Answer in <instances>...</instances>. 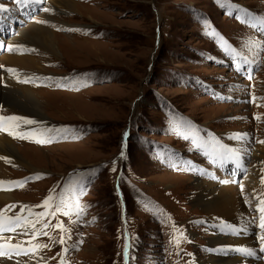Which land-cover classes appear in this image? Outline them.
Listing matches in <instances>:
<instances>
[{"label":"rangeland","instance_id":"374dc122","mask_svg":"<svg viewBox=\"0 0 264 264\" xmlns=\"http://www.w3.org/2000/svg\"><path fill=\"white\" fill-rule=\"evenodd\" d=\"M60 1L18 4L0 0L6 9L0 11L1 51L6 40L20 37L19 27L32 23L45 21L42 24L57 34L61 58L55 62L34 46L35 51L21 53H36L48 62L44 66L49 73L40 75L34 88L47 103L48 124L44 126H71L81 132L79 139L45 144L10 138L24 158L41 170L10 163L5 180L32 179L9 191L16 202L40 205L51 191L59 194L73 172L99 167L81 197L89 205L85 214L78 220L62 213L43 218L48 234L36 236L33 244L47 245L38 250L45 264L62 260L66 264H124L128 228L132 233L128 264L208 261L214 255L208 242L220 231L192 204L200 191L196 180H229L236 165L218 159L219 164L214 163V157L207 154L204 158V151L192 149L190 140L170 131L169 121L175 117L191 122L204 140L230 143L235 130L250 133L253 144L264 139V51L246 49L248 60L259 63L256 80L248 87L246 65L240 76L216 43L204 35L197 19H206L233 46L264 42L256 33L258 24L253 28L235 18L259 21L264 17V0H233L230 8H221L216 0H74L70 9ZM45 7L50 11H44ZM65 77L91 82L78 89L58 86L68 84ZM165 151L174 156L176 167L165 162L167 157L156 158ZM245 159L252 164L251 154ZM113 161L115 172L111 171ZM244 174L234 175L235 182L240 183ZM142 201H151L171 220L165 222L146 211ZM200 220L207 223L200 224ZM58 222L69 231L54 227ZM173 223L183 233L179 245L170 242ZM22 237L31 239L32 233ZM61 238L65 243L59 242Z\"/></svg>","mask_w":264,"mask_h":264},{"label":"bare ground","instance_id":"6f19581e","mask_svg":"<svg viewBox=\"0 0 264 264\" xmlns=\"http://www.w3.org/2000/svg\"><path fill=\"white\" fill-rule=\"evenodd\" d=\"M59 4L67 9L75 5L74 0H62ZM18 32L21 33L20 37L15 36L6 40L7 42L4 45L6 51L0 50V66H2L0 67V85H3V88L0 86V106H2L0 115H18L38 121L36 125H22L21 131L26 132L29 129L41 128L46 123L48 124L46 120L48 118L46 114H44V108L47 103L43 102V99L37 95V91L34 89L37 87V84H39L38 77L44 73H49L44 66V64L48 62L45 61L44 58L36 57V53H34V55H24L25 53L22 54L21 51L18 50L9 51L8 46L28 44V47H37L39 51L52 57L53 62H55V58H61V51L59 49L60 40H58L57 34L45 24L32 23L26 28L20 29L19 27ZM34 47H32V49L36 50ZM7 69H14L16 72L13 74L8 72ZM21 69L34 71V74L30 73L29 75H25L22 73ZM31 74L32 76H30ZM16 76H18L19 79H17ZM29 77L33 78L32 83L21 82L23 79ZM8 79L10 81H8ZM8 83H10L11 86L5 87L8 86ZM238 134H246V136L244 139L238 140L235 138ZM249 134L248 132L245 133V131L235 130L234 133L231 134L230 143L222 142V144L240 153V160L238 162L232 160L222 162L225 165H232L234 163L236 165V169L230 172L232 175H230L231 178L229 180H202L203 178L196 180V185L200 188V191L196 194V198L192 200V204L199 207L200 210L208 216L207 219L210 222L215 223L217 219H221L233 225H239L242 215L249 218L258 217L259 215L257 211V215L252 212L256 204H258L257 197L264 198V196H262L261 184V177L263 176L261 169L263 165L262 160L264 158V143L259 142L264 141V139L259 138L257 144H253ZM10 138H13V136L0 132V157L6 158L0 159V181H7L5 177L6 175L9 176L7 168L10 163L18 164V166L25 165V167L31 171L41 170L27 161V158H24L18 146L10 141ZM250 144L252 146H250ZM248 154H251V157H253L252 164H249L245 159V156ZM241 172L245 173L244 178L240 183L235 182L233 178L234 175L240 174ZM241 185L244 186L243 193L241 192ZM10 187L11 185L3 186L4 189H9ZM245 198L251 200L252 204H247L246 206L244 202ZM13 204L17 207L10 211L8 213L9 215H14L16 212H19L20 206L23 204L22 202H16L15 197L9 190L0 189V209H4L5 206ZM24 215H27V213L25 212ZM258 224L259 220L257 219L256 223L249 228L247 233L240 235L229 234L219 230L220 234L217 233V235L208 242L209 249L211 252H214V255H210L208 261L196 259L195 264H264V252L260 251L262 247L261 236L264 235V232L259 229ZM5 235L9 236L8 233ZM19 239L28 240L23 237H19ZM12 243H16L15 238L12 240ZM25 247H28V245H25ZM238 248L251 249L254 251V254L246 255L233 250ZM218 249H227V251L221 252L217 251ZM17 262H22V264H45V258L39 251L32 258L28 256L14 257L13 259L0 258V264H16Z\"/></svg>","mask_w":264,"mask_h":264},{"label":"snow or ice","instance_id":"6c2138e0","mask_svg":"<svg viewBox=\"0 0 264 264\" xmlns=\"http://www.w3.org/2000/svg\"><path fill=\"white\" fill-rule=\"evenodd\" d=\"M18 4H24L26 0H15ZM216 3L221 8H230L233 3V0H216ZM44 11H50V9H43ZM0 11H6L3 5H0ZM229 15H232V11L228 12ZM237 19L241 20L242 23L249 24L253 28L259 25L258 34L264 33V17H261L259 21H254L251 18L241 17L236 15ZM200 22L203 25V32L206 37L213 40L216 43L218 49L221 50L223 55L231 60L237 72H240L244 65L249 64L250 61L247 57V50H251L252 48L260 49L264 51V42L256 41L251 42L243 47L233 46L230 42L223 37L215 28L211 26V24L206 19H200ZM41 23H45V21H40ZM9 51L18 50V51H35L34 49L24 48L22 45L17 46H8ZM259 55V52H257ZM215 59V58H210ZM2 67V66H0ZM246 70V69H245ZM8 72L15 74L16 70L7 69ZM19 79L18 76H16ZM249 79H251V74L249 73ZM64 80L68 81V84L65 85L63 83L58 86H72L78 89V87L83 84L87 86L91 81L86 79L81 81L79 78H67ZM21 82L23 83H32L33 78H25ZM2 109V106H0ZM38 121L35 119L18 116V115H0V132L7 133L18 139H32L36 143L45 144V143H53L56 140L61 139H79L81 138V132L76 128L71 126H61V127H47L43 126L41 128H32L28 131H21L22 125H36ZM170 131L174 132L177 136L183 138L184 140H190L192 149L202 150L207 155H211L214 157L213 162L215 163L217 159L221 162L232 160L239 161L240 153H237L234 149L224 145L216 140H204L199 133V129L194 126L191 122L184 120H177L173 117L169 121ZM127 133H125V137H127ZM246 134L244 135H236L235 138L238 140L244 139ZM260 143H264V141H259ZM191 150V149H190ZM124 157L123 151L121 152V158ZM167 157L165 162L170 163V166L176 167L177 162L174 159V156L169 153L159 152L157 153V159L163 160ZM0 159H6L0 157ZM116 161H113V166L111 171H116ZM190 171H197L199 169H193L191 167L188 168ZM99 171V167L92 168L84 171H75L68 177L64 187L62 188L59 194H56L53 191L42 201L40 205H21L20 211L16 212L14 215H9L8 213L14 210L17 206L15 204L5 206L4 209H0V258L13 259L14 257L28 256L32 258L35 254L38 253V250L43 247H47V245L33 244V240L38 235H47L48 233L44 231V229L48 228L47 223H43V218L55 216L57 213H62L66 217H72L73 215L77 218V220L85 214V211L89 205L83 204L81 202V197L87 192L90 187L92 181L94 180L97 172ZM264 171V169H262ZM35 178H41L37 175ZM28 179H32V177L25 178L23 181H0V189L3 190H11L4 189V185H11L15 187H23ZM227 182V181H225ZM261 184L264 185V177H261ZM244 186L241 185V192L243 193ZM264 196V194H262ZM258 204L254 207V211L259 213L258 217L249 218L247 216L240 217L239 225H233L230 222H225L221 219H217V221L211 224V227L217 228L222 232L229 234H244L249 231V228L256 223V220H259L258 227L264 232V198L257 197ZM246 204L251 205L252 201L245 198L244 201ZM142 206L146 211L151 212L157 218H164L165 222L170 221L171 217L162 211V209L158 208L151 201H142ZM43 208L45 211L35 212V208ZM27 215H24V213ZM72 223H75L76 220H72ZM200 224L207 223L206 221L200 220L197 221ZM40 224L42 227L37 228V225ZM54 227L59 228L62 232H68L69 229L63 225V222H58ZM173 237L170 241L176 245H179L181 240L183 239V233L177 231L176 225L173 223ZM29 232L32 233V239L24 240L19 239V237L27 236ZM6 233H11L12 235L6 236ZM16 239V243L13 244L12 240ZM60 243H65L64 239L61 238ZM261 244L260 248L261 252H264V235L261 236ZM28 245V247H25ZM132 245L130 242H126L124 245V264H128L129 260V250ZM235 251H239L246 255H253L254 251L247 248H238L233 249ZM68 251L67 248L64 249L66 253ZM217 251H227V249H218ZM20 264V262H18ZM61 264H66L65 261H61Z\"/></svg>","mask_w":264,"mask_h":264},{"label":"crops","instance_id":"0c3cea01","mask_svg":"<svg viewBox=\"0 0 264 264\" xmlns=\"http://www.w3.org/2000/svg\"><path fill=\"white\" fill-rule=\"evenodd\" d=\"M28 45V44H27Z\"/></svg>","mask_w":264,"mask_h":264}]
</instances>
